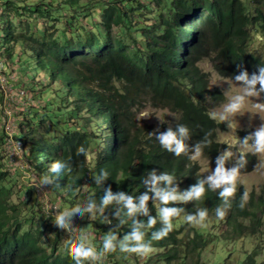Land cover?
Returning <instances> with one entry per match:
<instances>
[{
	"label": "trees",
	"instance_id": "trees-1",
	"mask_svg": "<svg viewBox=\"0 0 264 264\" xmlns=\"http://www.w3.org/2000/svg\"><path fill=\"white\" fill-rule=\"evenodd\" d=\"M4 1L7 11L2 18H8V12L23 15L29 11L33 16L48 13L47 24L54 31L37 26L28 34L18 30L24 28L15 25L16 20L7 19L3 26L0 24V47H4L0 50V59L7 82H12L14 74L13 70L8 72L7 60L20 52L16 63L22 65L25 47V51L33 54L36 70L29 76L30 64L26 59L24 72H19L21 75L17 77L27 85L34 83L31 87L40 85L42 95L47 94L42 110L24 103L28 110L23 113L18 130L15 121L11 122L13 130H7L6 119L1 117L0 264H74L69 245L76 236L83 234L100 251L108 232L115 231L119 240L131 231L132 218L121 213L124 223L120 224L112 215L113 206L109 205L102 212L94 210L92 219L88 213L82 214V219L77 217L70 233L56 227L54 213L83 207L88 200L99 204L104 188L109 186L114 192L122 190L135 198L145 191L142 177L152 169L157 174L161 171L172 174L177 189L184 190L204 177L198 172V164L190 159L193 145L200 143L202 154L214 166L218 154L230 151L231 146L219 137V128L225 126L208 116L214 103L224 100L225 96L221 89L210 88V72L203 70L199 63L210 61L221 76L231 79L240 68L251 74L259 65H264V54L252 45L256 34L264 41V0ZM32 25L28 24L29 30ZM40 68L50 84L35 83ZM4 92L0 85V108H4ZM260 95L264 99V93ZM147 106L167 108L174 116L159 128L140 125L138 113ZM177 123L188 128L189 137L185 140L186 151L174 156L160 147L154 135L169 126L175 128ZM246 135L248 131L240 130V142ZM17 141L24 148L23 155L31 170L28 178L32 187L25 181L19 184L28 196L22 200L15 198L19 191L12 182L17 170L10 169L14 166L12 152ZM251 143L249 137L243 144L250 147ZM81 148L87 149L90 159L78 154ZM241 156L243 166L238 172L247 171L257 163L254 153L240 152L237 157L230 155L225 167L233 166ZM57 159L69 165L70 173L48 171L49 164ZM101 168L109 176L98 185L92 174H98ZM44 175L54 177L51 185H45V200L51 205L35 198V193L38 199L39 195L33 183L40 182ZM218 191L209 190L205 185V193L199 200L170 201L169 204L182 210L171 218L173 227L167 236L151 242L155 252L151 250V254L141 256L123 253L117 248L85 264H173L177 261L203 264L200 255L211 240V231L205 233L184 220L186 214L198 208L207 209L206 220L214 218L225 223L227 238L254 236L262 223L264 196L252 192L244 208H240L238 203L245 189L239 186L229 198L231 205L224 218L218 219L215 209L222 205ZM56 195H60L57 211ZM31 197L37 205H28ZM147 204L148 214L155 217L160 202L150 198ZM38 218L39 225L35 226L34 219ZM135 219L146 221L147 216L137 214ZM159 227L157 217L156 223L145 229V239ZM45 235L51 240L49 247L44 245ZM222 251L219 257L230 253ZM257 255L258 249H254L243 264H264L256 260ZM192 257L194 261L186 262Z\"/></svg>",
	"mask_w": 264,
	"mask_h": 264
},
{
	"label": "clouds",
	"instance_id": "clouds-1",
	"mask_svg": "<svg viewBox=\"0 0 264 264\" xmlns=\"http://www.w3.org/2000/svg\"><path fill=\"white\" fill-rule=\"evenodd\" d=\"M3 4H6V1L0 0V16L5 13L2 8ZM0 63L4 69V63L1 59ZM237 67L240 68L239 65ZM2 76L4 75L2 74ZM232 79L240 82L238 84L240 90L229 96L227 102L222 105L219 111L209 112V118L219 121L228 120L232 114L239 112L243 106L245 97L259 96L264 93V65H259L257 71L251 74L245 69L240 68V71L234 74ZM257 84L259 87H257ZM146 115L148 114L142 113L140 117ZM149 134L153 135L152 132H149ZM154 136L162 149L171 152L174 156H178L186 151L187 145L185 140L189 137V130L184 124L177 123L175 128L169 126L164 131H156ZM249 137L252 140L251 150L254 152H264V123H261L253 132L241 139V142L246 144ZM204 143H207V141H204ZM15 145L18 147L17 142ZM16 147L12 153L17 150ZM192 147L193 151L190 159L195 160L201 155V146L200 143H197ZM78 154L86 160L90 159V154L85 148H81ZM230 155L231 153L228 150L218 154L215 157V168L203 178H198L196 183L184 190L177 189V186L173 183L175 178L172 174L165 171L157 174V171L152 169L147 171L146 175L142 177V184L145 191L140 192L135 198L122 190L114 192L109 186L104 188L103 195L99 198V204L94 200H88L83 207H77L72 211H65L57 216L56 227L61 232L67 229L70 233L73 232V225L77 217L88 213L89 218L92 219L94 218V210L102 212L109 205L113 206L114 211L112 215L118 218L120 224L124 223L120 219L121 213L126 217L132 218L131 231L124 234L119 240L117 239L115 231L108 232L102 239L100 251H96L83 234L76 236L74 241L69 245L74 264H85V261L91 262L99 260L106 253L115 251L117 248L123 253H136L141 256L148 254L152 250L151 242L167 236L173 227L171 218L177 216L182 210L181 207L169 204V202L199 200L205 193V185H207L209 190L215 191L219 189L216 194L222 200V205L216 207L215 216L218 219H223L226 210L231 205L229 198L232 194H235V183L238 171L243 166V157L241 156L233 166L226 168L225 161ZM48 171L51 173L65 174L70 173V167L67 163L57 159L49 164ZM108 176L109 173L101 168L98 174H92V179L95 184L101 185V182ZM53 179L54 177L48 175L41 176L39 186L51 185ZM236 186L239 187L242 185ZM150 198L152 201L158 200L160 202V207L156 210L155 217L148 214L147 202ZM247 199V191L242 192L238 207L244 208ZM137 214L147 216L146 221L136 220L135 217ZM207 215L206 208H198L194 213L189 212L186 214L184 220L191 225H202L206 221ZM157 217L160 221V227L152 231L150 237L145 239V229L151 228L156 223Z\"/></svg>",
	"mask_w": 264,
	"mask_h": 264
},
{
	"label": "rangeland",
	"instance_id": "rangeland-1",
	"mask_svg": "<svg viewBox=\"0 0 264 264\" xmlns=\"http://www.w3.org/2000/svg\"><path fill=\"white\" fill-rule=\"evenodd\" d=\"M33 1V0H31ZM3 10L6 12V4L2 5ZM13 11V9H12ZM25 14L20 15H13L10 12H8L7 16L2 18L3 14L0 16V21L2 20V23H0L3 26V21L5 22L7 19L15 21V25H19V28L22 27V29H18L20 32H26L28 34H32L34 29L39 26L41 28L45 27L47 28L48 32H53L54 28L51 27V25L47 24L48 17L47 14L42 13H36L35 16L30 15L29 11H25ZM15 18V19H12ZM36 17V18H35ZM17 18V19H16ZM32 23V27L30 26V30L28 27V24ZM35 23V24H34ZM5 25V24H4ZM56 25V24H55ZM60 25V24H59ZM57 26V25H56ZM2 28V27H0ZM2 30V29H1ZM0 30V31H1ZM115 34V33H114ZM123 34V33H122ZM34 45V44H33ZM32 45V46H33ZM253 48L256 49L258 52H262L264 54V41L263 39L256 34L254 36V42H253ZM0 50H4V47H0ZM17 51V50H16ZM24 55L22 56V60L29 59V76L36 70L35 69V63L33 54L30 50L25 51V47L23 49ZM18 54L20 52H16L12 60L8 61V72L10 70H13L14 74L12 75L10 83L7 82L6 76H3V78L0 80V85L4 87L5 92L2 93V96H5V102H4V108H0V121L1 117H5L6 119V129L7 130H13V127L11 125V122L15 121L17 130L19 129L18 125L23 120V113H26L28 108L24 104L25 102L30 103L35 109L42 110L41 108L45 104L44 96H47V94H43L41 92V86L31 87L34 83H24L20 80V78L17 77L21 72V74L24 72V62L22 61V65H18L16 61L18 60ZM4 55V53H3ZM201 68L205 71L210 72V88L211 89H221L224 94V100L214 103V106L210 109V111H219L224 103L227 102V99L229 96L233 95L234 93L238 92L239 86L238 84L240 82L235 81L231 78H226L221 76L213 67L212 63L210 61L204 60L199 63ZM3 69V68H2ZM20 74V75H21ZM37 80L38 82L35 83H41L44 82L46 85L50 84V81L47 77V74L41 71V68L37 70ZM18 80V81H16ZM12 85V86H10ZM26 89L25 92H27V96L24 95L22 88ZM7 87V88H5ZM38 87V88H37ZM33 88H36V90H33ZM1 94V93H0ZM52 95H48V98H51ZM4 112V113H2ZM142 113H146L148 115L140 117ZM7 114V115H6ZM158 116V117H157ZM174 116L173 112H170L169 109L164 108H156L152 106H147L143 109H141L138 113V120L140 125H152L155 128H159L164 123L169 122ZM19 117V118H17ZM140 117V118H139ZM221 122L225 128H219V137L221 140L227 142L230 146V153L232 157H237L240 152H252L257 157V163H255L251 169H249L246 172H238V176L236 179V185H242L245 188V191L248 193V197L252 192H256L258 195L264 196V152H254L251 150V147L245 146L243 143L240 142L238 136L240 130L248 131L249 134L253 132L261 123H264V100L261 95L259 96H249L245 97L243 106L239 110V112L232 114L228 120L225 121H219ZM16 141V140H15ZM18 147L17 150L14 152V156L12 157V163L14 166H11L10 169L16 168V174L17 177H15L12 182L13 184H17L15 187L16 191H19V194L15 196V198L22 199H28V196H25L23 194L24 189L19 186V184L27 182L28 185L31 186L29 176L31 174V170L29 169L30 166L28 165V162L24 158L23 150L21 144H19V141H17ZM2 155H5L3 152ZM193 160V159H192ZM195 161L198 166V172L201 176H206L211 170L215 168L214 165L211 164L210 160L206 158L202 152L201 155L193 160ZM34 189L37 190L38 196L35 193V198L37 200H45L47 198V188L45 185L39 186V182L33 183ZM32 187V186H31ZM87 187H85V190ZM238 187L235 188V191H237ZM34 191V190H33ZM35 192V191H34ZM233 195V194H232ZM60 195H56V203L57 206L56 211L59 209V204L57 203L58 198ZM28 205H37L38 202L34 200L32 197L30 198ZM189 202V201H188ZM45 203L47 205H51V202L45 200ZM29 208V207H28ZM51 207L49 206L47 210H49ZM54 210V209H53ZM49 216V213H46ZM58 212L54 213V217L56 218L59 216ZM52 216V217H53ZM37 217V216H36ZM262 217V223L259 226L260 230L254 235V236H241V237H234V238H227L225 235V230L227 229V226L225 223L216 221L214 218H210L209 220H206L202 225H195L196 227L201 228L204 230L203 232H207V230L210 229L211 231V240L206 248H204L201 251L200 255V261L203 262V264H243L247 260V255L252 254L254 249H258V255L256 256V260L259 263H264V212L261 214ZM79 219H82L79 218ZM36 221L35 226L39 225L37 222H39L38 219H34ZM245 224H249L248 221H245ZM68 232V230H66ZM50 239L46 238V235L44 236V245L46 247L50 246ZM62 243L59 242L58 246H61ZM181 250H183L180 247ZM222 250H229L230 253L228 255L224 254V257H219V255H222ZM155 252L154 250H152ZM152 252H149L151 254ZM150 257V256H149ZM147 257V258H149ZM146 258V259H147ZM190 260L194 261L195 257L193 258H187L186 262H190ZM96 264V263H94ZM109 264H115L110 263ZM173 264H182V261L174 262Z\"/></svg>",
	"mask_w": 264,
	"mask_h": 264
},
{
	"label": "built area",
	"instance_id": "built-area-1",
	"mask_svg": "<svg viewBox=\"0 0 264 264\" xmlns=\"http://www.w3.org/2000/svg\"><path fill=\"white\" fill-rule=\"evenodd\" d=\"M1 71H2V65L0 63V80L3 78L2 74H1Z\"/></svg>",
	"mask_w": 264,
	"mask_h": 264
},
{
	"label": "bare ground",
	"instance_id": "bare-ground-1",
	"mask_svg": "<svg viewBox=\"0 0 264 264\" xmlns=\"http://www.w3.org/2000/svg\"><path fill=\"white\" fill-rule=\"evenodd\" d=\"M5 69V68H4ZM0 83H2V82H0ZM4 88V87H3ZM5 88H7V87H5ZM9 137V136H8ZM11 137V136H10ZM11 139H12V137H11ZM248 171V170H247ZM240 172H242V171H240ZM244 172H246V171H244Z\"/></svg>",
	"mask_w": 264,
	"mask_h": 264
}]
</instances>
